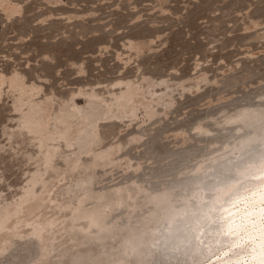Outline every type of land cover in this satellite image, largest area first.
<instances>
[{
    "label": "rangeland",
    "instance_id": "obj_1",
    "mask_svg": "<svg viewBox=\"0 0 264 264\" xmlns=\"http://www.w3.org/2000/svg\"><path fill=\"white\" fill-rule=\"evenodd\" d=\"M261 130L264 0H0V264H176L144 243L162 202ZM263 163L199 197L194 264L205 205Z\"/></svg>",
    "mask_w": 264,
    "mask_h": 264
},
{
    "label": "bare ground",
    "instance_id": "obj_2",
    "mask_svg": "<svg viewBox=\"0 0 264 264\" xmlns=\"http://www.w3.org/2000/svg\"><path fill=\"white\" fill-rule=\"evenodd\" d=\"M249 156L230 159L224 166L237 168ZM193 229L213 245L197 264H264V163L243 173L232 189L205 205ZM194 254L190 264L201 255Z\"/></svg>",
    "mask_w": 264,
    "mask_h": 264
},
{
    "label": "water",
    "instance_id": "obj_3",
    "mask_svg": "<svg viewBox=\"0 0 264 264\" xmlns=\"http://www.w3.org/2000/svg\"><path fill=\"white\" fill-rule=\"evenodd\" d=\"M240 143V145H235V151L231 149L232 157L227 156L223 160H218L207 166L203 173L178 184L179 187L173 195V201L167 199L166 196L152 226L148 229L150 233L144 240L145 247L154 251L155 258L161 257L165 261H175L176 264H190L194 260L193 250L179 237L180 225L185 223V220L187 221L191 207L196 204L201 194L206 195L210 191L211 182L225 173L224 165L230 158H235L237 161L258 152L259 147L264 143V130L248 135ZM206 171L208 172L205 173ZM138 231L146 232L144 228ZM140 233L127 235L124 240L130 244L119 249L118 252L126 250L125 254L129 255L130 250L139 242Z\"/></svg>",
    "mask_w": 264,
    "mask_h": 264
}]
</instances>
